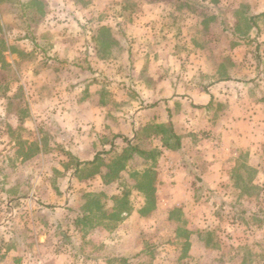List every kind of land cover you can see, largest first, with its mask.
I'll return each instance as SVG.
<instances>
[{
    "label": "rangeland",
    "instance_id": "1",
    "mask_svg": "<svg viewBox=\"0 0 264 264\" xmlns=\"http://www.w3.org/2000/svg\"><path fill=\"white\" fill-rule=\"evenodd\" d=\"M262 13L264 0H1L0 260L68 246L82 264H264L262 151L242 154L217 190L196 179L188 211L132 224L142 250L126 257L114 246L118 197L135 186L132 174L158 171L162 155L125 161L115 182L101 165H78L129 153L121 137L135 144V131L167 121L152 105L192 83H249L264 115ZM213 109L219 120L223 105ZM168 137L138 144L158 150ZM129 198L131 210L142 206L138 192Z\"/></svg>",
    "mask_w": 264,
    "mask_h": 264
},
{
    "label": "crops",
    "instance_id": "2",
    "mask_svg": "<svg viewBox=\"0 0 264 264\" xmlns=\"http://www.w3.org/2000/svg\"><path fill=\"white\" fill-rule=\"evenodd\" d=\"M69 47L71 52H74L72 46ZM250 88L249 83L235 80H224L213 86L201 87L192 83L188 85L190 91L186 95L174 97L171 101L162 102V105L153 104L156 105L155 108H160L161 113L166 110L167 121L163 120L160 123L166 124L171 116L176 132L181 137L182 147L179 150L158 146L162 155L156 184L160 204L157 200L156 209L148 215H143L141 210L145 199L140 195L142 206L124 214L114 229L120 234L118 238L123 237L114 243V246L118 247L119 255L128 256L129 251L134 252L132 247H135V250L138 248L136 252L142 250V240L136 235L138 227H132V224L143 223L151 217H159V212H169L175 207L183 208L184 212L188 211V206L194 198L196 179L209 190H217L229 181L231 172L242 154L253 159L256 153L259 154L261 151L264 153L262 150L264 128L259 126L264 122V115H260L256 110L255 99H251L249 93ZM219 103L224 109L217 120L213 106L217 104L219 106ZM178 104L185 106L183 110L177 108ZM178 122L187 123L186 129L183 130ZM258 147L261 148L257 149ZM32 208L35 206L32 205ZM11 218L16 221L17 217L10 215L6 225L11 223ZM121 222L123 225L118 227ZM35 223L36 229L43 228L42 225L37 226V222ZM41 250L43 252L37 256L32 252H23L18 258L6 256L0 260V264H82L75 260L72 249H68V246L60 248L55 254L51 251L48 253V247L45 246Z\"/></svg>",
    "mask_w": 264,
    "mask_h": 264
},
{
    "label": "trees",
    "instance_id": "3",
    "mask_svg": "<svg viewBox=\"0 0 264 264\" xmlns=\"http://www.w3.org/2000/svg\"><path fill=\"white\" fill-rule=\"evenodd\" d=\"M183 1H187V0H183ZM261 15L264 16V13H262ZM152 106H156V105H152ZM164 135H169V137L167 138L168 142L165 141V144L163 145L165 148H168V149L174 148V149H179V150L181 149L182 147L181 137L177 134L174 123L171 121V116H169V121L166 124L159 123V122L155 124H147L142 129L135 131L134 132V137H135V142H136L135 144L128 137L122 136L121 137L122 141L126 144V147H124V150L129 153H126L124 155L121 154L118 160L115 161L114 163H108L104 157V155L113 151V149H111L110 151L99 153L95 157V159L92 161H87L83 163L78 162V165H81V166L86 165L89 167L101 165L105 168L104 176L106 175L110 176L111 181L115 182L119 178V174L122 171L126 170L125 161L126 162L131 161L138 154L144 155V156H153V157L161 155V152L159 149L158 150L155 149L153 151H147L145 149L140 148L138 143L142 139H145V140L153 139V140H159L162 142ZM173 138L176 140L175 146L169 144L170 139H173ZM131 177H137L135 186L131 187V189L128 192L123 191L122 197H118L122 199L121 205L124 206L123 208L120 209L119 212L116 211L117 214L115 215L118 217L121 216V218L118 221H121L123 219L124 214H128L131 212V208L129 206L130 204L129 197L133 191L138 192L145 199V204L141 210L143 215H148L156 209L157 201L155 197V192H156L155 184H156L157 177H158L157 170L155 168H152V169L148 168L143 172H137L135 174H132ZM126 186H129V185H126ZM105 212H112V210L105 211ZM105 212L102 213V216H101L102 218L106 217ZM115 215H112V217L115 218ZM83 219L87 223L91 222L90 218L88 217L86 218L84 217ZM115 227L116 225L112 228V230H114ZM188 235H189V232H188ZM119 260L126 262V259L124 258H121Z\"/></svg>",
    "mask_w": 264,
    "mask_h": 264
}]
</instances>
